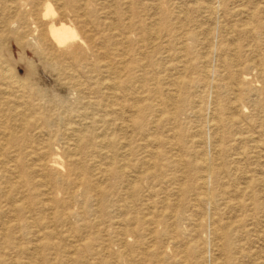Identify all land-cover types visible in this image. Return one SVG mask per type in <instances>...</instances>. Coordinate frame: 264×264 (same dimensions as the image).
Wrapping results in <instances>:
<instances>
[{
  "label": "rangeland",
  "instance_id": "1",
  "mask_svg": "<svg viewBox=\"0 0 264 264\" xmlns=\"http://www.w3.org/2000/svg\"><path fill=\"white\" fill-rule=\"evenodd\" d=\"M59 1L0 0V69L32 123L0 103V264H264V0ZM71 44L85 70L40 50ZM87 126L69 200L49 178Z\"/></svg>",
  "mask_w": 264,
  "mask_h": 264
},
{
  "label": "bare ground",
  "instance_id": "2",
  "mask_svg": "<svg viewBox=\"0 0 264 264\" xmlns=\"http://www.w3.org/2000/svg\"><path fill=\"white\" fill-rule=\"evenodd\" d=\"M61 1V0H60ZM59 1V2H60ZM85 5V4H84ZM209 5V4H208ZM214 5V4H213ZM38 7V5H37ZM212 7V5L210 6ZM209 7V8H210ZM214 7V6H213ZM217 8V7H216ZM130 9V8H129ZM211 10V9H210ZM92 11V10H91ZM90 11V12H91ZM35 12H37L35 10ZM264 12V8L259 6V5H256L253 7L252 9V18L251 20L254 22L255 25H257L258 27H263L264 26V18L263 16H261V13ZM210 13V12H209ZM211 14V13H210ZM7 15V14H6ZM81 15V14H80ZM18 17L15 22H18L20 21L22 18ZM6 19V22L4 21L5 24H7V31H11V32H14L15 29L13 27V23L14 21H10V19L8 18H5ZM19 19V20H18ZM2 24V23H1ZM27 24V23H26ZM112 24V23H111ZM111 24H108L109 27H111ZM115 27H116V23L114 24ZM245 26V24H244ZM152 28V27H151ZM233 30V29H231ZM242 31H246V32H249L248 30H246L245 28H242L241 29ZM130 31V30H129ZM4 32V31H3ZM47 34V33H46ZM85 34V33H84ZM158 34V33H157ZM175 36V35H174ZM95 37V36H94ZM46 36H45V33L42 34L41 38H39V41L40 42H44ZM48 38V37H47ZM47 40V39H46ZM50 41V39H49ZM52 41V40H51ZM92 41V44H96L95 42V39H91ZM144 43V41H143ZM166 44V43H165ZM95 46V45H94ZM148 46V45H147ZM70 49L69 50H62V51H59L60 53L59 54H56L54 55L52 52H53V47L52 46H49L48 47H41L40 50H42V52L46 53L48 52L47 54L51 57V61H53V63L56 65V67H62L63 66V62H65V59L69 58L71 59L72 61L76 62L77 64V68L81 69V70H85V68L87 66L83 65V63H80L82 62V60L86 59V54H85V51H81V49L76 46V45H69ZM106 47V46H105ZM56 49V48H55ZM106 49V48H105ZM128 49V48H127ZM132 49H133V46H132ZM184 50V49H183ZM58 51V50H57ZM56 52V51H55ZM129 52V51H128ZM141 54V53H140ZM145 54V53H144ZM143 54V55H144ZM110 55V54H109ZM124 55V54H123ZM116 56V55H115ZM128 57V55H126ZM125 56V57H126ZM117 57V56H116ZM123 57V56H122ZM115 58V57H114ZM55 60V61H54ZM98 62L96 63H89L91 67L94 68V70L96 72H99V71H103L104 68L106 70V67H108L109 69V74L111 75H115V72L113 71L114 69H111L110 70V65L109 64H104V63H100L99 60H97ZM111 61V60H110ZM114 64H118L121 66L124 65L123 64V61L118 59V57L116 58V60H113ZM168 61V60H167ZM252 61V60H251ZM126 62V60H125ZM52 63V64H53ZM127 64V63H125ZM138 64V63H137ZM129 65V63H128ZM257 65V64H256ZM125 66V65H124ZM181 66V65H180ZM114 68V67H113ZM150 68V67H149ZM176 68V67H175ZM122 69V68H121ZM120 69V70H121ZM131 67H128V66H125V71H130L131 72ZM104 70V71H105ZM102 73V72H101ZM121 73V72H120ZM182 75V74H181ZM224 75V74H223ZM90 77V76H89ZM181 77V76H180ZM93 78V77H92ZM141 78V76H140ZM116 76L114 77L113 76V79L110 81L111 83L110 84H107L108 87H110L111 90L115 91V85L116 87L118 86L116 84ZM23 81V80H22ZM19 78H17V76L9 69V68H1L0 69V103H2L4 105V110H3V115H9L10 117H13V118H16L17 120H14V123L12 124L11 126V130L12 129H20V130H28L27 128L32 124L30 122V119L28 118H25V114H22L23 113V106H24V101L22 102L21 99H20V95L18 94L20 91H22L23 89V85H24V81L22 82ZM105 81V80H104ZM109 81V80H108ZM120 81V80H119ZM118 81V82H119ZM149 81V80H148ZM151 81V80H150ZM117 82V83H118ZM140 82V81H139ZM107 83V82H106ZM106 85V86H107ZM173 86V85H172ZM25 87V86H24ZM107 87V88H108ZM157 87V86H156ZM166 91V90H165ZM24 92V91H23ZM116 92V91H115ZM31 94V93H30ZM111 97H116V93L112 92V94L110 95ZM176 96V95H174ZM131 98V97H130ZM129 99V98H128ZM135 99V98H134ZM116 100V99H115ZM81 101V100H80ZM119 101V99H118ZM134 101V100H133ZM143 101V99H142ZM170 101V98L167 99V102ZM82 102V101H81ZM120 102V101H119ZM167 102H164L167 103ZM132 103V101H131ZM133 104V103H132ZM23 105V106H22ZM121 105V104H120ZM136 105V104H135ZM167 105V104H166ZM218 105V104H217ZM91 106L92 107H97V108H100L102 107V105L100 104V102L96 101V102H92L91 103ZM113 106V105H112ZM111 106V107H112ZM110 107V106H109ZM136 108H137V105H136ZM218 108V106H217ZM114 109V108H112ZM232 109V108H231ZM26 110V109H25ZM135 110V109H134ZM214 110V109H213ZM35 111V110H34ZM115 112L117 113H121L123 111L122 107H118L116 109H114ZM28 112V111H27ZM198 112V111H197ZM37 113V111H36ZM116 113V114H117ZM21 115V116H20ZM227 115V114H226ZM218 116V115H217ZM220 117V116H219ZM173 118V117H171ZM97 119V118H96ZM105 119H107L106 117L102 119V121H104ZM123 121V120H122ZM127 121V120H126ZM174 121V120H173ZM105 122V121H104ZM52 123V122H51ZM170 123V122H169ZM219 123V122H218ZM174 124V123H173ZM50 125V122L47 121L46 122V126H49ZM0 128L3 129L4 131H9V125L8 123L2 121L0 119ZM79 130H77V128H75L74 132H76V135L79 137V141L83 140L81 143V145H79L77 143V145L75 146H68L67 149H65L63 151V154H64V158H65V162L66 164L69 166V169L67 170V172H62L60 170H57L55 171V175L52 177V178H49L50 179V183L54 186V189L56 188L57 190H61L63 188V190L65 191V189L67 190V192H65L66 194L68 195V198L69 200H75L76 197H75V191H72L74 190L73 188L75 186H77L79 183V181L82 180V177H81V172L79 171V168H80V163L81 161L79 160V157L77 158V153L74 152L75 150H82V149H85L87 146H88V138H87V135L89 134V130L90 129H94V127L92 126H87V127H78ZM121 128V127H120ZM124 129V128H123ZM95 130V129H94ZM118 130H119V127H118ZM28 132V131H27ZM52 132V130H51ZM61 134V133H60ZM104 135V134H103ZM107 135V134H106ZM8 136V135H7ZM14 136V135H12ZM53 136V135H52ZM59 136V135H58ZM62 136V135H61ZM126 136V135H125ZM154 136V135H153ZM108 137V135H107ZM61 138V137H60ZM70 140V139H69ZM27 141V140H26ZM72 141V140H70ZM108 141V140H107ZM49 142V141H48ZM112 143L111 144H115V140L112 139L111 141ZM88 143V144H87ZM105 143V141H102L101 143L99 142H96V146L98 147H101L103 144ZM75 144V143H74ZM131 144V143H130ZM28 145V144H27ZM107 145H110L109 142H107ZM127 145H128V142H127ZM106 146V145H105ZM51 147V146H49ZM122 148V147H121ZM126 148V147H125ZM124 149V148H123ZM79 150V151H80ZM40 151V150H39ZM45 151V150H44ZM51 153H53V149L50 150ZM131 151V150H130ZM144 151V150H143ZM178 151V150H177ZM47 153V152H46ZM145 153V152H144ZM45 154V153H44ZM49 153L45 154V155H48ZM205 158V156H204ZM203 158V159H204ZM206 158H207V155H206ZM153 159V158H152ZM209 158H207V161H208ZM154 161V160H153ZM204 161V166L207 167V170H211V166L209 165V161L207 162L206 160H203ZM56 163L59 162V160H55ZM150 161H147L146 163H148ZM112 164H113V161H112ZM107 167V166H106ZM98 170V169H97ZM106 170V169H105ZM36 171V170H35ZM103 172V171H102ZM210 171H208L209 173ZM210 175V173H209ZM207 179V178H206ZM210 180V178H208ZM202 180V179H201ZM41 182V184L43 183L44 180H39ZM135 182V181H134ZM207 182V181H206ZM45 183V182H44ZM133 184V183H131ZM210 184V183H209ZM48 186V185H47ZM98 187V186H97ZM133 187V186H132ZM91 191V190H90ZM206 191V190H205ZM208 191V190H207ZM206 191V192H207ZM180 192V191H179ZM210 191H208L209 193ZM44 193V192H43ZM84 193H88V189H85L84 190ZM181 193V192H180ZM207 195V194H206ZM200 196V195H199ZM210 196V195H208ZM209 198V197H208ZM59 198H54V200H57L58 201ZM212 200V199H211ZM47 201V200H46ZM213 201V200H212ZM154 206V205H153ZM15 207V206H14ZM23 208L24 206L20 205V208ZM67 207V206H66ZM148 207V205H147ZM83 208V207H82ZM216 208V207H215ZM146 209V207H145ZM150 209V208H149ZM21 211V210H20ZM143 212V211H141ZM163 212V211H162ZM152 213V212H151ZM142 214V213H140ZM83 219V218H82ZM152 224V223H151ZM133 232V231H132ZM224 237V236H223ZM210 264V263H209Z\"/></svg>",
  "mask_w": 264,
  "mask_h": 264
}]
</instances>
